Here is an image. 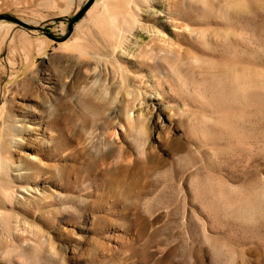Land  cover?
I'll return each instance as SVG.
<instances>
[{"label":"rangeland","instance_id":"rangeland-1","mask_svg":"<svg viewBox=\"0 0 264 264\" xmlns=\"http://www.w3.org/2000/svg\"><path fill=\"white\" fill-rule=\"evenodd\" d=\"M88 1L0 0V264H264V0Z\"/></svg>","mask_w":264,"mask_h":264},{"label":"water","instance_id":"water-1","mask_svg":"<svg viewBox=\"0 0 264 264\" xmlns=\"http://www.w3.org/2000/svg\"><path fill=\"white\" fill-rule=\"evenodd\" d=\"M95 0H89L82 9H80L73 17H71L69 19V29H70V32L73 31V26L75 25L76 22H78L83 16L84 14L89 10V8L92 6V4L94 3ZM0 20H7V21H11V22H15L17 24H20L22 26H25V27H28V28H38L36 26H33V25H30L26 22H24L23 20L13 16V15H10V14H0ZM47 33L49 36H51L52 38L58 40V41H64L67 39V37L70 35H66L65 37H62V38H55L49 30H47Z\"/></svg>","mask_w":264,"mask_h":264}]
</instances>
